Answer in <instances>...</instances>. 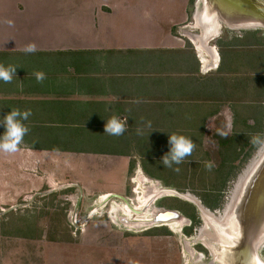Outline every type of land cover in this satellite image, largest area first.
Segmentation results:
<instances>
[{"label": "crops", "instance_id": "crops-1", "mask_svg": "<svg viewBox=\"0 0 264 264\" xmlns=\"http://www.w3.org/2000/svg\"><path fill=\"white\" fill-rule=\"evenodd\" d=\"M189 3L0 0V64L17 67L11 83L0 81V119L12 109L32 113L22 121L30 131L19 150L0 152L9 197L16 200L28 191L26 170L55 166L59 155L107 153L55 142L110 136L104 128L113 116L127 126L120 138L141 136L136 129L142 118L152 125L142 136L185 135L188 122L214 119L219 107L214 108L212 77L221 60L207 53L216 63L211 70L188 37L174 35L175 27L187 22ZM29 43L36 44L35 53L22 51ZM37 71L45 74L43 83H37ZM5 131L0 126V136ZM118 152L109 154L129 156L113 155L123 154ZM53 184L49 178L43 183L51 189ZM28 248L26 259L21 250L6 264H125L113 254L99 259L87 244L34 240Z\"/></svg>", "mask_w": 264, "mask_h": 264}, {"label": "rangeland", "instance_id": "rangeland-1", "mask_svg": "<svg viewBox=\"0 0 264 264\" xmlns=\"http://www.w3.org/2000/svg\"><path fill=\"white\" fill-rule=\"evenodd\" d=\"M197 1L190 0L187 22L175 27L174 35L200 44L204 31L193 21L195 6L197 14L202 10ZM210 45L211 48L203 46L199 53L205 57L206 61L202 60L206 66L211 64V70L216 63H211L213 59L206 54L211 51L214 57L215 46L220 55L219 68L212 77L214 94L217 91L214 108L218 106L219 111L212 121L188 122V130L181 132L196 147L192 156L173 166L179 167L178 172L160 163L170 147L169 136H160L161 131L151 136H97L55 142L76 150H120L118 153L129 156L59 155L55 166L26 170L28 191L16 200L7 195L10 186L3 183L7 173H2L7 170H0V264H6L7 257L18 256L21 250L26 259L28 251H32L29 242L34 240L87 244L99 259L106 260L113 254L125 264H210L211 253L199 241L204 216L195 204L183 198L201 201L218 217L230 208L248 163L256 156L258 147L250 144L249 137L264 133V30L223 27L220 37ZM203 100L210 101L207 97ZM220 129L228 131V135H219ZM207 161L214 162L211 171L205 168ZM140 168L148 178L159 182L157 188L136 183ZM46 178L55 182L53 189L43 185ZM137 188L139 192L135 193ZM105 194L116 197L102 205ZM152 195L157 198L140 213L126 218L120 212L124 200L139 205ZM155 208L181 213L190 222L172 218V223L183 226L176 234L153 220Z\"/></svg>", "mask_w": 264, "mask_h": 264}, {"label": "water", "instance_id": "water-1", "mask_svg": "<svg viewBox=\"0 0 264 264\" xmlns=\"http://www.w3.org/2000/svg\"><path fill=\"white\" fill-rule=\"evenodd\" d=\"M202 19H204V22L202 21L204 30L208 26L211 28L222 26L221 22L229 27H239L237 29H241L243 23L246 22H257L264 25V0H203ZM215 40L214 37L208 43ZM208 43L207 45H209ZM179 194L186 195L184 193ZM242 198L240 206L233 214L234 218H230L233 227L239 226L238 218H240V222H243L244 235H249L252 230V222L256 218L254 216L257 213L261 216L258 218L259 223L262 219L263 224L260 223L261 225L256 226L252 237H245L238 244L236 238L230 244L225 243L226 234L230 231V222L227 223V219L224 222L220 220L215 216V212L206 208L201 201L200 206L195 204V207H199H196L197 209L202 208V214L205 213L206 221H204L202 228L204 233L201 239L205 245L201 244V246L214 256L215 260L210 261V264H264L262 254L264 245L260 246L264 238V156L261 159V168L257 172L256 178ZM243 202L244 205L242 206ZM183 217L190 222L185 216ZM195 242L198 243V241Z\"/></svg>", "mask_w": 264, "mask_h": 264}, {"label": "bare ground", "instance_id": "bare-ground-1", "mask_svg": "<svg viewBox=\"0 0 264 264\" xmlns=\"http://www.w3.org/2000/svg\"><path fill=\"white\" fill-rule=\"evenodd\" d=\"M198 3H199V6L202 7V10H200L198 12V14H197V8L195 6V13L193 15V21H195L194 23H197L199 26L202 27V21L204 22V19H202L203 18V0H198L196 5ZM196 14H197V17L195 19ZM221 23H222V26H219V27H216V28H211L210 26H208L205 30L203 29L204 33L202 32V34L200 36V39H201V43L200 44H198V42H196L197 40L196 41L192 40L193 44L197 47V49L199 51L203 52V50H204L203 46H205V48H209V47L211 48V45L208 42H210L212 40V38H214V37H215V39H218L220 37V35H221V30H222L223 27H226V28H228L230 30H241V29H243V30L244 29L253 30L255 28H261V29L264 30V25L261 24V23H257V22H246V23H243V25L241 24L242 25L241 29H237L239 27H237V28L229 27V26L225 25L223 22H221ZM207 43L209 45H207ZM212 51H213L214 57L212 56L211 51L209 52V55H211L213 58L218 59V61H219L220 58H219V54H218L217 48L213 47ZM263 156H264V151H260L258 149V151L256 152L255 158L253 160L251 159L249 161V163H248V164H250V162H251L249 167H247L248 169H247L245 175L243 176V178H242V180L240 182V185L238 186L236 194L233 196V200L231 202L230 208L228 209V211H227V209L226 210L224 209L223 211H221V213H219L218 218H220V220H222L224 222L227 219V223L230 222V231L226 234L227 239L225 240L226 241L225 243H227V244H230L232 242V240L235 239V238L238 239L236 241L237 244H238V243H240V241L244 240L245 237H252L251 235L256 230V226L263 224L262 223V219H260V223L261 224L259 223L258 218L261 217V216H260V214L257 213L254 216L256 218L252 222V225H251V229L252 230H251L250 234L247 235V236H246V234L244 235L243 225H242L243 222H240L241 221L240 218H238V222L240 223L239 224L240 227L239 226L233 227V225L231 224V219L234 218L233 214H234L235 210L238 209V207L240 206L241 201L243 200L242 197L247 192V190L250 188L251 183L256 178L257 172H259V169L261 168V159L263 158ZM239 178L240 177H238V180H239ZM136 183L141 184L143 186L146 185V184H152L150 188H153V189L157 188V186H159L158 182L152 181V180L146 178L141 171H139V177L136 179ZM168 191H170V190H168ZM138 192H139V188H137V191L135 193H138ZM114 197H116V196L112 195V194L104 195L103 197H101V201L100 202L102 203V205L103 204H107L108 201L111 200ZM186 197H188V196H186ZM156 198L157 197L153 196V195L149 196L147 198V202L146 201H140V199H139V201H140V202L138 201L139 205H137V204L134 205V204H131L129 201L127 202V201L124 200V202H125L124 203V207H123V209L121 208V210L120 209L119 210H120V212L124 213V217L128 218V216L129 217L133 216V214L136 215V213H138V212L140 213V211H143L144 209H147L149 207V205H151ZM183 199H186V200L192 202L193 204H196V205L200 206L199 205L200 204L199 200H197V199H195L193 197L192 198L188 197V198H183ZM136 202L137 201H135V203ZM243 205H244V202L242 203V206ZM150 207H152V206H150ZM199 210H200V212L202 214V208L199 209ZM164 212H166V211L159 210L158 208H155L154 209V213L152 214V217L154 218L153 220H158L159 222L163 223L162 226L172 229L173 232L177 231L176 234L178 232H180L181 228L183 227L179 222L182 221V223H183V220L188 222V220H186L178 212H166L165 216L163 215V214H165ZM145 213H146V211H145ZM222 213H223V215H221ZM204 214L205 213H203L202 216H204ZM214 214L216 216V212ZM172 218H177L179 222L172 223V221H171ZM263 219H264V217H263ZM204 221H206V218H204ZM183 225H185V223ZM203 232L204 231L202 230V233ZM202 233H201V237H200L199 241H202L201 240L202 236H203ZM204 245H205V243H204ZM262 245H264V238L262 239V243H261L260 246H262ZM211 256H212L213 260H215V258H214V256L212 254H211Z\"/></svg>", "mask_w": 264, "mask_h": 264}, {"label": "clouds", "instance_id": "clouds-1", "mask_svg": "<svg viewBox=\"0 0 264 264\" xmlns=\"http://www.w3.org/2000/svg\"><path fill=\"white\" fill-rule=\"evenodd\" d=\"M22 51L26 54L35 53L37 51V46L35 43H29L23 47ZM16 68L17 67L15 66L10 65L5 67L0 64V81H3L6 84L11 83L13 76L16 75ZM34 75L37 83H43L46 79L43 72L37 71ZM31 115V110L21 112L19 109H12L10 113L0 119V126H4L6 129L3 136H0V152L16 153L19 150V146L22 144L24 136L30 131L22 121L27 120ZM142 125V127H137V135H144V128L152 127L151 122L148 121L147 123H144L143 118ZM126 131V123L121 121L118 117L113 116L110 119H107L104 128L105 134L120 137L123 136ZM218 134L226 137L228 131L220 129L218 130ZM249 138L251 145L258 147L260 151H264V133H257ZM168 144L170 146L169 151L162 157L160 163L163 164L165 168H171L178 172L180 170L179 167L174 168L173 166L180 165L187 157L192 156L196 145L191 138L176 133H170ZM214 166V162L212 161L205 162V168L209 171H211Z\"/></svg>", "mask_w": 264, "mask_h": 264}, {"label": "trees", "instance_id": "trees-1", "mask_svg": "<svg viewBox=\"0 0 264 264\" xmlns=\"http://www.w3.org/2000/svg\"><path fill=\"white\" fill-rule=\"evenodd\" d=\"M96 154H102V155H112L109 153H105V152H100V153H96ZM113 155H124V154H113ZM251 164V163H250ZM211 208V207H210Z\"/></svg>", "mask_w": 264, "mask_h": 264}]
</instances>
